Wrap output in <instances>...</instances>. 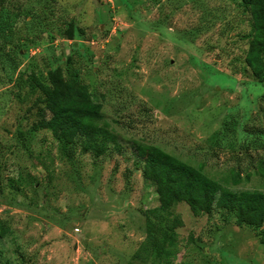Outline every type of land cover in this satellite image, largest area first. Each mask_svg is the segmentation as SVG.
Instances as JSON below:
<instances>
[{"label": "rangeland", "instance_id": "obj_1", "mask_svg": "<svg viewBox=\"0 0 264 264\" xmlns=\"http://www.w3.org/2000/svg\"><path fill=\"white\" fill-rule=\"evenodd\" d=\"M250 35L241 0H4L0 264H159L132 257L157 212L137 143L202 164L229 189L264 192V81L244 62ZM32 73L86 84L120 151L65 157L47 129L31 131L44 109ZM171 210L181 225L163 264H264V244L229 211Z\"/></svg>", "mask_w": 264, "mask_h": 264}, {"label": "trees", "instance_id": "obj_2", "mask_svg": "<svg viewBox=\"0 0 264 264\" xmlns=\"http://www.w3.org/2000/svg\"><path fill=\"white\" fill-rule=\"evenodd\" d=\"M4 0H0L2 4ZM251 19V35L244 53V62L256 83L264 81V0H241ZM71 23L66 33L71 35ZM43 97V111L31 131L47 129L56 141L60 153L71 157L76 149L88 153L95 161L108 150L120 151L115 136L109 131L103 118L101 105L92 100L86 84L74 76L63 79L60 85L45 84L38 75L30 74ZM49 112L46 117L45 112ZM111 146V148H109ZM136 155L143 161V181L152 184L157 196V212L153 221L146 220V236L132 257L140 261L163 264L175 256V228L181 225L178 214L172 207L184 202L194 215L209 213L212 207L229 211L237 226L248 225L264 244V192L257 189L236 190L210 176L202 164L182 160L156 145L137 143L133 146ZM255 173L264 179V162L259 159ZM238 170H230L232 185L241 181ZM247 177V176H246ZM226 183L227 178H222ZM4 229L0 226V234ZM129 263V262H128Z\"/></svg>", "mask_w": 264, "mask_h": 264}]
</instances>
